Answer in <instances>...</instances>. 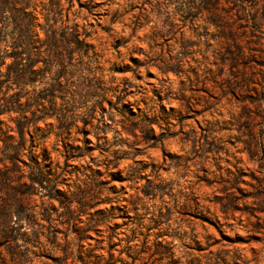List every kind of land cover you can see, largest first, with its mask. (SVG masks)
<instances>
[{"label": "rangeland", "instance_id": "rangeland-1", "mask_svg": "<svg viewBox=\"0 0 264 264\" xmlns=\"http://www.w3.org/2000/svg\"><path fill=\"white\" fill-rule=\"evenodd\" d=\"M35 4L93 55L0 114V264H264V0Z\"/></svg>", "mask_w": 264, "mask_h": 264}, {"label": "trees", "instance_id": "trees-1", "mask_svg": "<svg viewBox=\"0 0 264 264\" xmlns=\"http://www.w3.org/2000/svg\"><path fill=\"white\" fill-rule=\"evenodd\" d=\"M35 6V0H0V94L3 99L0 114L22 113L32 107L33 111H43L46 97L54 96V92L66 95L72 91L73 85L66 80L75 76L74 60L84 65L83 59H90L93 55L88 54L92 47L85 40L87 35L78 33L74 27L55 26L56 20L45 14L43 25H38L33 11ZM13 86L17 90L9 93ZM22 97L26 98V102L20 101ZM40 118L20 122V137L23 138L25 124H34ZM260 140L264 146V133H261ZM18 151L15 148L3 154L11 159ZM43 181L37 179L35 182L42 186ZM91 231L94 232V229L88 222L79 239H92V235H86ZM95 249V246L90 247L87 260L81 257L78 260L82 264H102ZM107 254L108 261L104 264H114L111 253L108 251ZM162 259L157 260L158 264H162Z\"/></svg>", "mask_w": 264, "mask_h": 264}]
</instances>
